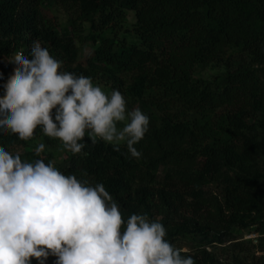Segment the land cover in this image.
Listing matches in <instances>:
<instances>
[{
	"label": "trees",
	"instance_id": "1",
	"mask_svg": "<svg viewBox=\"0 0 264 264\" xmlns=\"http://www.w3.org/2000/svg\"><path fill=\"white\" fill-rule=\"evenodd\" d=\"M56 1L71 14L61 34L45 20L43 0H0V97L13 77L11 57L19 48L27 56L39 40L63 70L103 79L154 108L160 123L150 118L136 145L140 158L130 157L126 144L117 150L86 136L81 153L67 150L55 165L93 185L104 183L125 220L139 213L159 217L172 243L202 237L190 253L196 264H226L207 248L239 246L236 228L259 225L264 234V0ZM129 11L139 44L115 30ZM85 24L98 47L83 65L73 33H83ZM207 68L224 71L212 80L197 75ZM42 135L40 128L27 141L0 135V148H27ZM55 157L47 153L45 162Z\"/></svg>",
	"mask_w": 264,
	"mask_h": 264
},
{
	"label": "clouds",
	"instance_id": "2",
	"mask_svg": "<svg viewBox=\"0 0 264 264\" xmlns=\"http://www.w3.org/2000/svg\"><path fill=\"white\" fill-rule=\"evenodd\" d=\"M15 75L0 97V135L34 138L36 129L58 138L73 154L87 136L140 158L136 145L150 130L140 107L128 108L119 89L111 92L91 76L63 70V62L39 40L30 53H16ZM0 75V82L4 81ZM45 149L35 148L39 156ZM159 217L123 218L102 182L91 184L64 174L54 161L25 162L19 152L0 148V264H196L187 247L167 239Z\"/></svg>",
	"mask_w": 264,
	"mask_h": 264
},
{
	"label": "rangeland",
	"instance_id": "3",
	"mask_svg": "<svg viewBox=\"0 0 264 264\" xmlns=\"http://www.w3.org/2000/svg\"><path fill=\"white\" fill-rule=\"evenodd\" d=\"M41 8L47 23L56 26L60 34L66 32L67 29L70 28L69 20L71 18V14L64 8H62L56 0H43ZM134 22V12L129 11L126 21L122 23L119 28L115 29L119 35V38L126 39L129 44H139L137 36L132 32V25L134 24ZM84 29L85 30L83 33H73V37L75 39L78 50V62L86 65L87 59H89L94 54L96 48L98 47V43L95 44L88 38V36L91 35V29L88 24L84 25ZM110 33L111 31H108L107 35L113 36V34ZM18 50H21L23 53L25 52L20 48ZM15 55L16 53L9 60V65L12 70L13 76L16 72V69L13 67L12 62V60L15 59ZM223 71L224 70L222 68L218 70H213L211 68H207L205 70L198 69L197 75L199 77L212 80L222 75ZM121 78L125 80V83L130 82L128 76H121ZM94 83L102 86L107 92H111V90L113 89H118L113 87L112 83H106L103 79H95ZM125 98L128 102L129 110L134 107H140L146 114L149 115L150 118H154L160 123V113L154 108L147 106L143 102H134L127 96H125ZM40 143L45 144L44 151L39 156H30L29 153L35 152V148ZM121 145L125 144L122 143ZM8 151L12 152L13 154L19 152L21 154L22 161L25 162H35V160L37 159H44L45 161L47 153H55L56 157L54 158V162L55 164H57L61 163L63 159H65L68 155V151L62 148V142L60 140L50 138L44 134L27 148L17 147L8 149ZM161 173H163V170L161 171ZM206 189L216 191L213 185H208ZM258 228L259 225H253L249 228L234 229V236L236 240L233 242L240 244L236 248H234L231 243H226L224 245H219L216 249L208 247L207 250H215L217 256L220 257L221 261L226 264H237V262L234 261L235 258H240L241 260L246 261L248 264H264V234H261L258 231ZM202 240V237H196L194 239L193 236H188L186 238L177 240L174 244L177 247H187L191 250V253L194 254L195 248L201 244Z\"/></svg>",
	"mask_w": 264,
	"mask_h": 264
},
{
	"label": "built area",
	"instance_id": "4",
	"mask_svg": "<svg viewBox=\"0 0 264 264\" xmlns=\"http://www.w3.org/2000/svg\"><path fill=\"white\" fill-rule=\"evenodd\" d=\"M21 52V50H18L16 53Z\"/></svg>",
	"mask_w": 264,
	"mask_h": 264
}]
</instances>
